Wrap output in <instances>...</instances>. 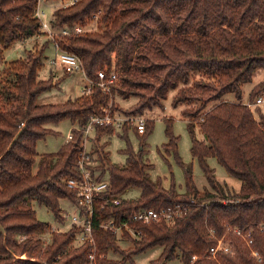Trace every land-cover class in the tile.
Instances as JSON below:
<instances>
[{"label": "trees", "instance_id": "obj_1", "mask_svg": "<svg viewBox=\"0 0 264 264\" xmlns=\"http://www.w3.org/2000/svg\"><path fill=\"white\" fill-rule=\"evenodd\" d=\"M38 3L0 0V264H89L93 252L94 264L128 260L135 264L133 254L156 245L163 246L162 259L180 257L184 264H264V113L257 108L256 117L242 101V84L251 80L258 66L264 67V0H78L57 7L50 21L54 29L86 27L96 14L100 26L57 39L59 49L82 59L92 80L91 91L58 104L37 102L40 93L56 84L52 78L39 77L50 40L28 50L25 57L4 63L5 48L42 33ZM106 67L118 72L109 91L99 85L98 72ZM172 88L178 89L174 105H187L183 114L191 153L209 187L198 188L193 168L179 156L172 117L166 118L164 148L175 153L184 169L185 193L175 183L166 188L161 178L153 179L149 173L152 164L145 159L144 145L153 119L147 118L144 132L127 123L117 132L129 142V132L134 131L141 141L138 150L128 143L124 165L113 163L99 144L114 127L96 124L97 164L92 170L100 172L99 179L108 174L110 185L95 197L94 243L76 244L82 228L74 224L58 231L38 219L33 201L48 207L63 223L60 200L77 203L67 180L81 177L78 157L85 149L84 127L92 115L102 114L110 103L113 113L121 111L115 104L117 94L138 98L123 114H143L163 106ZM261 91L264 79L249 98ZM230 93L236 100L226 97ZM64 119L77 125L72 137L58 151L39 153L37 141L57 134L48 124ZM210 157L240 179L238 191L226 189L217 179ZM130 187L140 188L138 197H122ZM114 198L120 201L113 202ZM177 203L186 209L173 221L133 223L143 234L125 235L132 242L128 248L102 226L110 219L119 224L142 208ZM236 229L250 234L252 246ZM47 232L46 242L41 235ZM220 238L231 251L219 250L213 256L210 250ZM111 251L122 258H111Z\"/></svg>", "mask_w": 264, "mask_h": 264}, {"label": "rangeland", "instance_id": "obj_2", "mask_svg": "<svg viewBox=\"0 0 264 264\" xmlns=\"http://www.w3.org/2000/svg\"><path fill=\"white\" fill-rule=\"evenodd\" d=\"M64 0H41L40 7L45 12L43 18L45 21H51L53 12L57 7L62 6ZM96 17L90 21L86 28L92 31H96L100 28ZM55 35L52 37L48 31H43L40 35L32 36L26 40L16 41L11 46L4 49V63L7 61L19 59L26 56L28 50L33 49L36 45H41L47 40H50L46 51L44 65L39 71V77L45 80L50 78L56 84L48 90L43 91L37 97L38 103H65L69 99H73L76 96L82 94L87 86L91 84L86 74L81 70H74L66 72L65 69L57 67L51 63V59L54 58L59 51L56 47L55 40L62 38L60 30L54 29ZM2 66H0L1 68ZM264 79V67L258 66L252 73L251 80H248L242 84V101L249 99L253 87ZM178 89L172 88L168 92L167 98L162 100L163 106H153L152 109H146L143 115L147 118L154 120L153 130L147 135L145 147V159L151 163L149 173L153 179H162V183L166 188L176 184L177 190L181 193L186 192L185 187V174L181 164L178 163L175 153H168L164 148L165 143L168 141L166 134V118L172 117L173 119V133L178 136V154L184 161L185 165H190L193 168L194 180L198 188L203 189L209 187L206 176L201 168V165L197 158H193L191 153V135L187 128V119L184 117V110L187 108L185 103L174 105V97L177 94ZM227 98L230 100H236V96L233 93L227 94ZM138 103V98L134 95L124 98L117 94L115 96V104L122 110L131 109ZM264 113V107L261 108ZM121 110V111H122ZM118 111L116 115H122L123 112ZM256 117H259L257 111H254ZM53 130L57 134H49L46 138L37 141V151L39 153L55 152L67 142L68 137L72 132L73 127L77 125L73 124L70 119L61 120L58 123H49ZM120 129L114 130L111 135H103L99 139V144L103 149L109 153V158L113 163L124 165L127 161V155L124 150L128 147V143L132 145L135 150L140 148V138L134 131L129 132V142L127 139L119 135ZM198 136L201 137V133L197 130ZM96 130L92 128L87 134H85L84 142L87 153L91 156L89 164L91 167L97 164L96 153L94 152L96 144ZM94 157V159H93ZM211 167L215 169L217 179L223 183L226 189L230 191H238L240 189L241 181L237 177L230 174L227 169L221 165L215 157L208 159ZM97 176L100 172L96 171ZM103 179L109 181V175H105ZM140 194V188L130 187L126 190L122 197L135 198ZM60 206L64 210L66 217L65 222H61L56 219L55 215L49 210L48 207L40 205L33 201V207L36 211L38 219L49 223L52 228L59 229L60 231H67L71 227L72 215L77 211L76 204L68 198H62L60 200ZM47 242L50 239V233L47 232L41 235ZM118 243L122 248H128L132 246V242L125 237H117ZM223 239V238H222ZM76 244H79V239L76 240ZM163 246L156 245L149 247L144 251L135 253L132 255V259L135 264H184L180 257H175L170 260H164L161 257ZM109 256L113 259H121L120 253L110 252ZM125 264H133L128 260Z\"/></svg>", "mask_w": 264, "mask_h": 264}, {"label": "built area", "instance_id": "obj_3", "mask_svg": "<svg viewBox=\"0 0 264 264\" xmlns=\"http://www.w3.org/2000/svg\"><path fill=\"white\" fill-rule=\"evenodd\" d=\"M38 8L36 11L37 16L41 20V30L48 31L49 34L54 37L55 31L51 26V23L44 20L43 15L45 12L40 7L41 0H38ZM78 0H64L62 6H67L74 4ZM98 17V14L95 15L94 19ZM84 30H87L86 27L82 25H76L73 28L65 27L60 32L62 35L70 34V33H80ZM55 44L57 49L59 50L54 58L51 59V63L57 67H61L66 71H74L81 70L84 72L83 61L82 59L75 53L59 49L57 40H55ZM85 73V72H84ZM100 81L99 85L105 91L110 90V85L115 82L118 77V72L115 70L109 71L106 67L98 72ZM88 78V77H87ZM91 82L89 86L83 89L84 92L91 91L92 80L88 78ZM248 108L254 113L257 111V108L264 107V91L258 93L254 98H249L246 101H243ZM147 117L143 114H122L116 115L112 111V103L103 108V113L100 115H92L86 126L84 127L85 134H87L92 128L96 126V124L101 125H112L114 130L121 129L122 126L127 123L128 125L137 128L139 132H144L146 128ZM69 138L72 137V132H70ZM91 156L87 153L86 149H84L79 157H78V168L81 172L80 178H69L67 180V184L73 188L77 193V211L72 215L71 218V226L74 224L77 227L82 228V231L77 235V239L82 243L83 241H90L94 243V236L92 231V217L95 208V197L97 193L103 192L107 190L110 185V180L107 181L105 179H99L96 171L92 170L89 162L91 161ZM113 202L118 203L120 201L119 198L112 199ZM181 204H175L170 207H163L160 209L156 208H142L138 211L133 212L129 217H127L123 222L116 223L115 220L110 219L102 224L103 227L112 230L117 234L118 237L122 238L125 235H129L132 237H140L143 232L141 229H137L134 227L133 223H142L149 224L152 222L158 221H173L175 217L181 215L184 210ZM60 231L59 229H55ZM236 232L242 235L249 246H252L253 239L249 238L250 234L243 233L242 230L236 229ZM230 252L231 248L228 243H226L222 238L218 239V243L216 246L211 248V253L213 256L219 251ZM253 254L261 259V256L258 251L252 250ZM101 256H104L101 255ZM96 257V252H93L90 255L89 264H94ZM197 256L194 255L193 259Z\"/></svg>", "mask_w": 264, "mask_h": 264}]
</instances>
